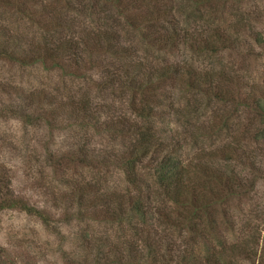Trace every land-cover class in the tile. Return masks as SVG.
<instances>
[{
    "label": "trees",
    "instance_id": "trees-1",
    "mask_svg": "<svg viewBox=\"0 0 264 264\" xmlns=\"http://www.w3.org/2000/svg\"><path fill=\"white\" fill-rule=\"evenodd\" d=\"M12 1L0 0L4 6L13 4ZM250 1L256 5L259 0H63V10L57 11L50 8L48 0H16V16L30 26L34 35L26 40V35L21 33L25 38L22 42L7 31L3 37L7 40L0 43V61L16 64L19 68L38 67L57 78L54 93L48 89H33L23 96L29 105L34 102L41 106L34 116L27 118L32 125L45 127L49 136L56 130L63 131L66 122L69 128L74 127L65 137L68 163H97L96 154H100L104 146L101 165L117 169L125 189L139 187L135 194L129 191L128 196L119 191L103 193V190H97L93 193L98 204L112 210L108 212L109 221L117 223L121 229L123 225L127 226V221L116 215L122 213V201H125L132 205L128 209L131 223L128 227L136 228L135 223H144L150 216L177 229V247L166 246L170 257L173 258L171 253H175V259L162 261L164 264H226L237 257L249 260L252 237L247 235L232 242H227L225 237V232L233 233L235 228L228 199L248 191L246 184L239 183L241 179L236 173L226 168L232 162V152L213 147L196 159L182 163L178 159L182 146L174 136V118L192 120V125L208 130L202 136L210 137L227 129L231 131L233 119L242 109L258 114V122L264 126V85L256 83L248 87V82L244 81L249 79L232 74L224 65L216 67L210 61L207 64L200 62L198 69L179 60L167 65L163 62L159 66H145L147 63L140 58L136 61L143 62L144 67L134 61H125L114 70L107 61L124 59L128 52L119 49L120 32L112 30L110 24L117 17L124 18L126 27L130 28L134 38H138L148 58L152 54L159 57H162L161 53L172 55L185 46H188L192 58L196 55L214 56L238 49L227 31V21L220 22L224 28L208 25L210 19L216 18L218 10L215 8H220L219 12L225 15L223 10L229 2L240 6ZM148 2L154 5L153 10L148 9ZM143 6L147 12H143ZM181 6L183 18L180 16L175 21L173 15ZM209 9L211 12H205ZM68 13L72 15L68 18L62 16ZM167 15H171V20ZM164 19L167 24L175 22L170 26V31L175 32L173 35L162 34L160 29L164 30V25L161 20ZM190 19L204 25L194 26ZM247 19L248 23L249 16ZM236 26L245 31V26ZM199 30L202 34H198ZM256 42L262 48L261 35L257 36ZM262 49L260 51L264 53ZM94 74H97L96 79ZM74 83H81L78 92L84 98L58 93L66 88L69 92L68 84ZM163 84L180 88L177 96L181 108L168 112V115L157 111L167 106L165 100L161 103L162 98L172 99L171 91L164 89ZM246 88L254 94L249 95L250 98L235 93ZM93 93L105 97L95 100ZM120 106L129 110L128 115L117 113ZM168 106L174 107L169 103ZM180 127L177 125V129ZM261 133L256 129L254 134L248 130H240L239 134L243 140L257 141ZM91 136L98 141H91ZM210 160L218 165H207L206 161ZM140 168L149 172L150 179L146 178V182ZM91 185L85 181L74 189L79 200L87 201ZM152 191L158 194H155L157 202L153 206L155 196ZM17 207L50 224L51 216L45 209L30 207L23 201L0 204V214ZM136 229L134 233L143 235V230ZM144 236L151 244L154 235L148 233ZM247 239L252 241L244 243L243 240ZM179 248L181 250L177 251Z\"/></svg>",
    "mask_w": 264,
    "mask_h": 264
},
{
    "label": "rangeland",
    "instance_id": "rangeland-1",
    "mask_svg": "<svg viewBox=\"0 0 264 264\" xmlns=\"http://www.w3.org/2000/svg\"><path fill=\"white\" fill-rule=\"evenodd\" d=\"M12 3L4 6L0 2V43L7 40L3 38L7 31L22 42L25 38L21 36V33L26 35V40L34 35L31 34L30 26L16 16L18 15L15 10L16 0ZM48 3L53 10H63V0H48ZM147 5L148 9L153 10L154 5L151 2ZM238 6L236 3L229 2L223 10L225 15L219 12L220 8L216 7L215 10H218L216 18L210 19L208 24L218 29V27H225L220 22L227 21L229 24L227 31L230 32L234 45L238 49L216 53L214 56L196 55L192 58L188 46H185L172 55L161 53L162 57H159L152 54V57L148 58L144 55L145 48L138 43V38H134L130 28L126 27L125 19L117 17L114 22H111L110 28L120 32L119 49H126L128 56L124 59H110L107 62L115 70L125 61H134L135 64L140 63L144 67L143 62L147 63L145 66L148 64L159 66L163 62H165L163 65H167L179 60L198 69L201 66L200 62L207 64L210 61L216 67L224 65L231 70L232 74L249 79L244 81L248 82L246 83L248 87L256 83L264 85V53L260 51L264 44L260 48L256 42L258 35H261L264 41V0L257 1L256 5L250 1ZM160 8L164 10L162 4ZM142 9L143 12H147L145 6ZM182 9V6L177 9L178 16L177 12L175 16L173 15L175 21L183 18ZM205 12H211V10ZM70 15L72 14H62L64 18ZM167 17L170 20L172 18L171 15ZM195 19L194 17V21ZM165 21L166 19L161 20L164 25V30L160 29L162 34L173 35L175 32L170 31V26L174 21L170 24ZM190 22L193 23L191 19ZM194 23V26L204 25ZM239 24H241L240 27L245 26L247 32L238 30L236 25ZM198 34L202 32L199 30ZM140 58L143 62L136 61ZM94 77L96 79L97 74H94ZM55 79L57 78L53 74L42 71L38 67L19 68L16 64L0 61V204L9 205L23 201L30 207L45 209L44 211L51 216L49 224L43 223L18 207L2 212L0 214V264H164L162 261L174 260L175 253H171L173 258L170 257L166 246L177 247L179 243L177 229L149 216L144 223H135L140 232L143 230L141 232L143 235H137L134 233L136 228L128 227V225L131 226L130 215H128L131 204L122 201L124 202L120 210L122 213L116 214L121 215L118 219L127 221V226L123 225V229L118 228L117 223L109 221L108 212L112 210H107L104 204H98V200L93 195L97 190H103V193L119 191L127 196L130 194L129 191L135 194L139 190V187L125 189L117 169L111 168V165H101L100 161L105 154L102 149L104 146L100 154H96L97 163L91 161L85 164H79L78 161L68 163L69 150L65 137L70 129L74 130V127L69 128V123L66 122L63 125L64 132L56 130L50 135L51 138L45 127L30 123L27 117L34 116L36 109L41 106L34 102L29 105V101L23 94L27 95L33 89H48L54 93ZM68 86L71 92H68L66 88L58 93L85 97L78 92L81 83L68 84ZM161 86L171 91L172 99L162 98L161 103H165V100L167 106L157 111L161 110L165 113L164 115H168V112L181 108L182 104L177 96L180 94V88L178 85L171 84ZM251 91L250 88H246L236 90L235 93L240 97L250 98L254 95ZM92 95L95 100L105 97L104 94L93 93ZM258 97L260 98L259 95ZM168 103L173 104L174 107H169ZM128 111L121 106L117 109V113L121 115H128ZM257 115L248 113V109L244 111L242 109L240 117L236 115L233 119L231 131L227 129L226 132L214 137L202 136L207 134L208 130L192 125L190 119L174 118L176 120L174 136L182 146L178 159L182 163L196 159L195 157L199 154L202 155L213 147L225 148L232 152L233 157L226 168L234 171L241 179L239 183L246 184L248 187L245 194L228 199L227 205L235 228L233 233L225 232V237L227 242L237 239L239 241L247 235L252 237L253 241L243 240L244 243L253 242L249 244L250 258L247 260L237 257L226 264H264V126L258 122ZM177 125L183 129L181 127L177 129ZM75 129L81 131L78 127ZM256 129L262 132L257 141L243 140L239 134L240 130H248L254 134ZM93 140L98 141V138L91 136V141ZM111 145L117 148L115 144ZM206 163L211 167L218 165L212 160ZM141 169L143 171V168H140V172ZM142 176L145 182L146 178L150 179L149 172L146 170L142 172ZM85 181L92 184L88 187L90 192L87 193L86 202L79 200L74 190ZM155 194L158 195L152 191V195L155 196ZM156 202L155 196L151 205H156ZM148 233L154 235L151 244H148L144 236ZM180 250L179 248L177 251Z\"/></svg>",
    "mask_w": 264,
    "mask_h": 264
}]
</instances>
